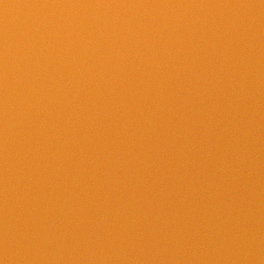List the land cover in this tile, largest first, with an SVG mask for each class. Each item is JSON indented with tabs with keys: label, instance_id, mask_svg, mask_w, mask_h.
<instances>
[{
	"label": "water",
	"instance_id": "95a60500",
	"mask_svg": "<svg viewBox=\"0 0 264 264\" xmlns=\"http://www.w3.org/2000/svg\"><path fill=\"white\" fill-rule=\"evenodd\" d=\"M140 0H0V264H57L93 122Z\"/></svg>",
	"mask_w": 264,
	"mask_h": 264
}]
</instances>
